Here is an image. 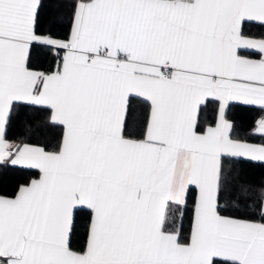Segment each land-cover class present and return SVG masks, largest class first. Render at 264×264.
I'll list each match as a JSON object with an SVG mask.
<instances>
[{
  "label": "snow or ice",
  "instance_id": "1",
  "mask_svg": "<svg viewBox=\"0 0 264 264\" xmlns=\"http://www.w3.org/2000/svg\"><path fill=\"white\" fill-rule=\"evenodd\" d=\"M0 264H264V0H0Z\"/></svg>",
  "mask_w": 264,
  "mask_h": 264
},
{
  "label": "trees",
  "instance_id": "2",
  "mask_svg": "<svg viewBox=\"0 0 264 264\" xmlns=\"http://www.w3.org/2000/svg\"><path fill=\"white\" fill-rule=\"evenodd\" d=\"M236 119L243 125L250 123V114L242 109H238L236 112ZM14 175L10 174L7 177H4L5 183L11 185L14 182Z\"/></svg>",
  "mask_w": 264,
  "mask_h": 264
}]
</instances>
